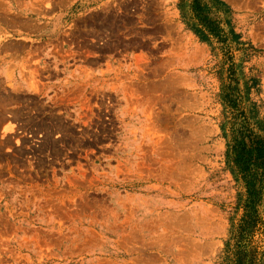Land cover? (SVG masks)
Segmentation results:
<instances>
[{"label": "rangeland", "instance_id": "rangeland-1", "mask_svg": "<svg viewBox=\"0 0 264 264\" xmlns=\"http://www.w3.org/2000/svg\"><path fill=\"white\" fill-rule=\"evenodd\" d=\"M220 1L225 42L194 0H0V264H264L225 135L230 92L264 119V0Z\"/></svg>", "mask_w": 264, "mask_h": 264}, {"label": "trees", "instance_id": "trees-1", "mask_svg": "<svg viewBox=\"0 0 264 264\" xmlns=\"http://www.w3.org/2000/svg\"><path fill=\"white\" fill-rule=\"evenodd\" d=\"M223 7L224 3L220 0H211L209 3L194 0L192 11L198 24L195 30L202 38L210 40V37H214L225 42L227 39L233 40L238 37L232 28L227 32L222 26L226 19L214 17L217 12H227ZM227 97L234 115L231 116L229 132L225 134L228 140L226 157L228 163L245 182L246 214L240 230L246 228L248 230L256 221L257 207L264 199V119L256 118L255 103L241 107L233 93L230 92ZM235 254L239 256L238 264H243L242 254L240 252ZM254 255L249 264H258L257 253Z\"/></svg>", "mask_w": 264, "mask_h": 264}]
</instances>
